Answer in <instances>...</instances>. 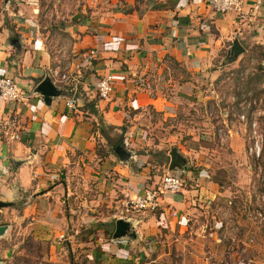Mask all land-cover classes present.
Listing matches in <instances>:
<instances>
[{"label":"crops","instance_id":"crops-1","mask_svg":"<svg viewBox=\"0 0 264 264\" xmlns=\"http://www.w3.org/2000/svg\"><path fill=\"white\" fill-rule=\"evenodd\" d=\"M205 1L186 0L173 11L139 15L116 9L84 18L74 28L80 34L74 44L84 57L71 65L70 81H51L56 94L48 101L35 90L48 76L49 57L35 35L33 16H25L22 8L9 10L10 2H4L0 75L12 78L30 97L24 103L0 99V121L16 115L20 122L18 140L0 133V194L26 193L29 199L21 203L24 217L59 226L80 222L94 225L100 235L105 232L101 228L112 233L109 213L124 195L139 194L157 183L159 165L152 156L162 140L177 136L172 131L161 134L150 115L172 118L179 100L195 93L194 80L214 76L216 70L206 69L222 50L227 53L218 64L225 65L246 51L241 41L264 37V0H244L245 8H257L244 21L210 11ZM3 9H8L6 19ZM234 40L243 48L236 56L228 54ZM88 48L96 52L90 61L85 59ZM177 67L186 75H179ZM108 72L113 75L112 93L99 99L93 84ZM66 100L72 109L65 106ZM116 141L128 154L123 160L113 149L98 152V143L110 148ZM175 148L190 153L180 142ZM189 193L182 185L178 192L163 193L155 210L130 216L133 238L98 236V250L85 249L86 257L104 258L108 264L137 263L146 250L139 241L151 239L159 226L168 229L170 222L181 225L185 220L178 210L188 206Z\"/></svg>","mask_w":264,"mask_h":264},{"label":"rangeland","instance_id":"rangeland-1","mask_svg":"<svg viewBox=\"0 0 264 264\" xmlns=\"http://www.w3.org/2000/svg\"><path fill=\"white\" fill-rule=\"evenodd\" d=\"M185 1L9 0L8 9L18 7L25 16L32 14L35 35L49 57L46 73L56 68L68 72L70 81L71 65L84 57L74 44L80 35L74 28L84 18L116 9L139 15L173 11ZM0 7L4 8L3 0ZM8 9H3L4 19ZM240 43L246 51L234 62L221 65L227 53L222 50L206 69L216 70L214 76L205 82L194 80L195 93L179 100L172 118L150 115L161 134L172 131L177 136L162 140L154 149L160 148L152 156L159 165L157 183L163 174H173L191 193L188 206L178 210L185 219L182 224L173 220L168 229L159 226L151 239L139 241L146 250L133 264H264V37ZM177 68L179 75H186L179 70L182 67ZM253 120L257 156L250 150ZM178 142L189 155L175 148ZM98 145L101 154L111 149L108 144ZM168 148L182 156L179 167L168 168ZM24 197L26 193L20 191L13 197L0 194V202L8 204L0 206V264H108L104 258L86 257L84 251L98 250V236L111 237L106 228H101L105 232L100 235L94 225L59 226L30 220L21 214V203L29 199Z\"/></svg>","mask_w":264,"mask_h":264},{"label":"built area","instance_id":"built-area-1","mask_svg":"<svg viewBox=\"0 0 264 264\" xmlns=\"http://www.w3.org/2000/svg\"><path fill=\"white\" fill-rule=\"evenodd\" d=\"M208 9L214 13L232 14L237 20H248L257 12L256 6L245 8L244 0H206ZM94 48H88L85 52L86 61H90L95 55ZM48 77L53 83L66 82L70 74L68 72H59L56 68L47 69ZM113 75L105 73L98 77L93 84V89L99 99H106L112 93ZM30 97V92L21 89L13 81L12 78L0 75V99L14 103H24ZM65 106L72 109L73 104L66 100ZM241 119L243 116H240ZM255 121L251 122L253 132V144L250 146L251 152L257 156V135H254ZM0 133L8 137L10 140H18L20 138V122L16 115H10L0 121ZM181 187V180L178 176L165 173L160 181L152 186L145 188L141 193L131 196L124 195L119 206L115 207L111 213L112 221L118 218L129 219L130 215L138 214L145 211H153L159 206L160 198L163 193L178 192ZM243 264V262L239 263Z\"/></svg>","mask_w":264,"mask_h":264},{"label":"water","instance_id":"water-1","mask_svg":"<svg viewBox=\"0 0 264 264\" xmlns=\"http://www.w3.org/2000/svg\"><path fill=\"white\" fill-rule=\"evenodd\" d=\"M9 0H4V2H8ZM78 16H74L73 18L76 19ZM16 40H11V43L13 44ZM243 51V48L238 44L236 40H234L230 46V49L228 50V54H231L233 56L238 55ZM36 91H39L44 101H48V99L51 96H54L56 94L55 88L53 87V84L51 83V80L48 76H45L42 78L39 83L35 87ZM114 154L118 157V159L123 160L127 157V152L124 150V148L120 144H116L113 147ZM169 164L168 168L172 169L173 167H179L182 163L183 159L176 153L174 149H171L169 152ZM8 205L6 202H0V206ZM130 220L129 219H123L118 218L113 221L114 223V229L111 234L112 239H117L123 235H126L128 238L134 237V232L131 230L130 226Z\"/></svg>","mask_w":264,"mask_h":264},{"label":"trees","instance_id":"trees-1","mask_svg":"<svg viewBox=\"0 0 264 264\" xmlns=\"http://www.w3.org/2000/svg\"><path fill=\"white\" fill-rule=\"evenodd\" d=\"M118 144V141H116L112 146H111V150L113 149V147Z\"/></svg>","mask_w":264,"mask_h":264}]
</instances>
